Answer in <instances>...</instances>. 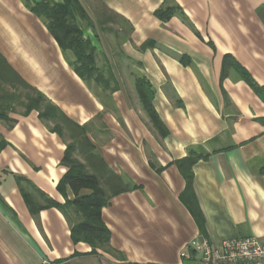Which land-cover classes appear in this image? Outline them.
<instances>
[{"label":"crops","instance_id":"1","mask_svg":"<svg viewBox=\"0 0 264 264\" xmlns=\"http://www.w3.org/2000/svg\"><path fill=\"white\" fill-rule=\"evenodd\" d=\"M78 1L97 65L113 72L118 91L104 97L82 80L74 56L23 0H0V52L87 127L95 153L121 179L126 190L118 194L103 184L111 241L93 252L73 242L58 208L32 214L21 185L38 206H46L44 196L61 205L74 197L70 187L66 195L58 189L68 172L61 164L67 142L38 112L12 111L15 124L0 120V264H180L197 236L264 242V0ZM167 8L175 11L161 21L155 13ZM107 14L119 25L105 28ZM138 80L151 86L164 137L143 109ZM188 157H199L192 172L204 233L181 200L186 181L178 163Z\"/></svg>","mask_w":264,"mask_h":264},{"label":"trees","instance_id":"2","mask_svg":"<svg viewBox=\"0 0 264 264\" xmlns=\"http://www.w3.org/2000/svg\"><path fill=\"white\" fill-rule=\"evenodd\" d=\"M23 1L37 18L45 21L48 32L60 49L74 56L75 62L72 66L82 80L95 82L109 93L119 90L113 72L111 70L106 72L97 65V48L92 40L85 36V29L80 24V22H89V16L78 0H39L34 3L29 0ZM174 11L171 8L161 9L155 15L161 21H167ZM226 60L229 66L235 65L231 57L227 56ZM227 70L228 65L224 71ZM136 90L153 127L161 137L166 136V130L153 106L151 86L143 80H138ZM16 107H22L25 116L32 111L38 112L40 120L67 142L61 164L68 168V172L59 183L58 189L66 195L65 189L70 187L74 199L67 200L61 205L43 195L46 206L34 205L31 203L32 197L19 182L30 211L32 214H37L45 208L55 207L69 220L70 209H73L72 213L78 218V221L71 226L73 242L87 243L92 247L93 252L96 249L109 247L111 231L103 221L102 211L107 206L110 196L104 185L116 188V194L121 193L126 190L122 186L121 179L109 171L105 160L95 153V146L88 137L87 127L77 124L59 107L52 104L45 95L28 84L0 52V120L15 124L16 121L11 120L9 114L16 111ZM4 146L5 144H2V147ZM76 153L84 157L85 164L75 157ZM198 159L199 157L185 158L178 163V167L186 181V189L181 195V200L204 233L206 219L193 187L192 167ZM25 182L30 185L27 180ZM83 191L89 193L83 194Z\"/></svg>","mask_w":264,"mask_h":264},{"label":"built area","instance_id":"3","mask_svg":"<svg viewBox=\"0 0 264 264\" xmlns=\"http://www.w3.org/2000/svg\"><path fill=\"white\" fill-rule=\"evenodd\" d=\"M180 260V264H264V242L251 237L215 244L199 236L180 252Z\"/></svg>","mask_w":264,"mask_h":264},{"label":"rangeland","instance_id":"4","mask_svg":"<svg viewBox=\"0 0 264 264\" xmlns=\"http://www.w3.org/2000/svg\"><path fill=\"white\" fill-rule=\"evenodd\" d=\"M31 3H34V2H36V1H39V0H29ZM103 19V18H102ZM44 21V20H43ZM103 21H107L106 23L107 24H105V28H109V26H115V25H119V21H118V19H116L115 18V16H113V15H110V14H107V15H105V18H104V20ZM80 24L82 25V27H83V29H85V28H87V26H86V23L85 22H80ZM114 26H113V28H114ZM86 32H90V31H86ZM109 35V36H108ZM107 36L108 37H110V34H108ZM112 36H113V34H111ZM111 36V37H112ZM110 37V38H111ZM112 40V39H111ZM99 59V62H100V65H102L103 63H104V60H103V57H100V58H98ZM92 83V86L93 87H95V89H98V88H101L99 91L101 92V95L102 96H104V97H107L108 96V94H109V92L108 91H105L101 86H98L97 84H95V83H93V82H91ZM114 86V85H113ZM102 90V91H101ZM108 101V100H107ZM17 108V113H23L24 112V109L22 108V107H16ZM99 122H100V120H99ZM75 157H77V158H79V159H83L82 158V156H80L78 153H76L75 154ZM74 199V197L71 199V200H73ZM73 212V209H70V218L71 219H69V221H70V224H71V226L73 225V224H75L77 221H78V218L76 217V216H74V214L72 213ZM198 237V236H197ZM202 237V236H201ZM206 239H208V238H206ZM209 240V239H208ZM211 241V240H210ZM212 242V241H211ZM216 244V243H215ZM107 247H104V249H106ZM102 250V249H101Z\"/></svg>","mask_w":264,"mask_h":264}]
</instances>
